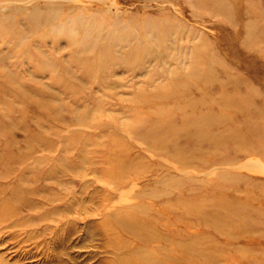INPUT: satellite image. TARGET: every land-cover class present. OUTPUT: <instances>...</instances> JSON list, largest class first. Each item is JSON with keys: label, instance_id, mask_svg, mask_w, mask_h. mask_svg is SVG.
<instances>
[{"label": "rangeland", "instance_id": "obj_1", "mask_svg": "<svg viewBox=\"0 0 264 264\" xmlns=\"http://www.w3.org/2000/svg\"><path fill=\"white\" fill-rule=\"evenodd\" d=\"M0 82V161L27 156L0 173L27 197L0 218V264L127 253L95 214L116 140L136 188L170 174L187 209L176 264H264V0H0Z\"/></svg>", "mask_w": 264, "mask_h": 264}, {"label": "bare ground", "instance_id": "obj_2", "mask_svg": "<svg viewBox=\"0 0 264 264\" xmlns=\"http://www.w3.org/2000/svg\"><path fill=\"white\" fill-rule=\"evenodd\" d=\"M155 116L149 115L150 121L154 124ZM158 128L159 126H155L153 130H159ZM131 130H134V128H131ZM125 131H127L126 128ZM128 132H130V130ZM129 134H131V132ZM142 140L152 143V147L155 150V154H157L155 155L157 156V158H167V160L169 158L171 160V158L173 157L172 151L174 149V145L171 143L172 141L170 140V138L163 140L162 138L159 139L150 137V139L147 140V137H145V139ZM117 141L118 140L114 142L111 141L112 148L108 151L109 153L106 156L107 158L105 162L104 177L108 183L106 184V187L102 188V190H104L105 196L101 197L100 204L95 210V214L102 215L103 217L101 228L111 236V244L116 246L115 248H121L126 250L125 252H127L123 254H116L112 263L176 264V261L179 257L184 258L188 247V240L186 241V235L183 238H179L182 234H179L178 231V233L176 232V223L178 222L176 213L179 208L177 207L176 197H174L175 187L172 184L171 178L169 177L170 174L166 176V179H163V183L157 182L156 184H151L144 189L136 188V179L141 174L144 175L146 170L142 171V169H140V166H142V164H134V161H136L135 159L140 160L141 158H139L140 156L134 158L130 155L129 147L132 142L130 141L128 143L127 140H125L126 142L120 143V141ZM149 151L151 152V150ZM26 158L27 156H19L16 153H13L7 159L4 158L3 160H7V162L3 163L0 161V173L3 172L4 174L2 175L6 176L5 174L10 173L13 169V166L15 168V164H23V162L26 161ZM87 159H89L88 156L83 155L82 160L87 161ZM169 163L171 164V161ZM2 175L0 174V176ZM18 178L19 181L22 182L21 180L23 179V176L19 175ZM19 189V187L15 189L13 187H8L7 190H3L4 192H1L0 189V194L5 193V197L2 199L0 204V218L16 214L17 208H19L17 207L18 203L25 202V199L27 197H25L26 195L21 193V190L19 191ZM5 191H7V194ZM123 191H126L127 193L124 195ZM181 204L183 205V210H179L181 212V217H179L178 219L185 224V221L188 220V213L183 202ZM109 249L111 248L109 247Z\"/></svg>", "mask_w": 264, "mask_h": 264}]
</instances>
